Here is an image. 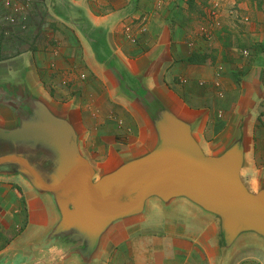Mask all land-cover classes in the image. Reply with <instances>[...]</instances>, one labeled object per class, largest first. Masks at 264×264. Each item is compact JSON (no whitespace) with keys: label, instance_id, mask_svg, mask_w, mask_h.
Here are the masks:
<instances>
[{"label":"crops","instance_id":"crops-1","mask_svg":"<svg viewBox=\"0 0 264 264\" xmlns=\"http://www.w3.org/2000/svg\"><path fill=\"white\" fill-rule=\"evenodd\" d=\"M162 1L167 4L158 13L156 3ZM165 1L37 0L42 14L51 5L48 10L57 22L68 21L72 29L42 32L62 39L56 45L45 42L41 34L34 50L22 46L0 56V126L11 127L20 114L4 106L5 100L25 105L41 101L71 124L96 181L155 145L157 137L145 110L130 98L134 95L144 104L158 99L192 123L206 155H217L241 141L240 174L256 191L264 186V0H226L234 2L235 11L262 20L252 31V24L247 31L230 30L232 48L244 42L251 48L249 56L226 52L229 47L220 38L217 55L207 48L210 43L191 37L187 3L197 0ZM10 2V14L0 13V31L12 34L27 29L33 1L6 4ZM14 9L18 16H12ZM127 25L137 31L130 33L139 36L135 43L127 38ZM82 74V81L75 79ZM81 87L89 97L93 91L105 97L90 100L88 107L79 105L71 93ZM33 161L49 179L55 162L52 148L41 146ZM53 198L20 174L0 175V264H42L47 252L53 258L64 254L59 264H82L76 254L55 246L52 229L60 214ZM153 213L155 222L149 220ZM221 235L218 217L186 198L164 203L150 197L142 213L117 221L101 235L91 264H152V259L158 264H264V239L241 234L225 247Z\"/></svg>","mask_w":264,"mask_h":264},{"label":"water","instance_id":"water-1","mask_svg":"<svg viewBox=\"0 0 264 264\" xmlns=\"http://www.w3.org/2000/svg\"><path fill=\"white\" fill-rule=\"evenodd\" d=\"M130 100L145 110L156 143L96 181V171L80 153L76 133L66 119L37 99L29 105L4 101V106L20 114L11 127L0 126V175L20 174L38 191L53 195L60 214L52 229L55 246L65 254H76L82 264H91L101 235L117 221L142 213L150 197L164 203L183 197L217 216L225 247L241 234L264 239V186L253 191L241 176L242 142L206 155L193 135L192 123L163 101L147 99L144 104L134 95ZM41 146L51 147L55 159L49 179L33 161ZM46 255L42 264H59L65 257Z\"/></svg>","mask_w":264,"mask_h":264},{"label":"rangeland","instance_id":"rangeland-1","mask_svg":"<svg viewBox=\"0 0 264 264\" xmlns=\"http://www.w3.org/2000/svg\"><path fill=\"white\" fill-rule=\"evenodd\" d=\"M6 0L3 2V0H0V10L3 14H5L6 11L10 14V9L11 6L13 7L12 2L9 4H6ZM33 1V2H32ZM37 0H30V3L32 2V6L28 9V14L29 18L26 21V26L27 29L23 31H17V33H6V29H1L0 31V56L8 53H14L18 52L19 48L22 46H29L28 48L34 50L37 47V41L41 37V34H43V38L45 39V42L48 44H58L62 39L54 37V35L49 33H42L43 31H58L60 29H72L71 26L73 25L72 23L68 21L64 22H57L56 18L54 15H52L48 8H52L51 5L48 7L46 6V11L45 13L42 14L41 10H38V6L36 5ZM165 1V0H164ZM226 0H197L196 2H191L187 3L188 4V10L186 11L188 14H190L189 18L187 19L188 23L186 21L187 28L189 32H192V38L199 37L201 40L206 41L207 43H210L211 46H207L211 50V48L216 51L217 55L219 54V42L217 41V38H220V41H222V44L224 47H229L226 49V52L230 51H239V54L242 56L244 55L242 52L244 50L248 51V55H250V47L246 46L244 42L242 43L243 45L237 46L238 49L232 48V34H230V30H234L236 28L241 29V31H247L251 24V31L254 29V26H259L260 22L262 20H258L256 17L251 18L249 15H244L239 13V11H235L234 8V2H228ZM167 2H157V11L158 13H162L166 7ZM170 5V4H169ZM175 6V5H174ZM178 7H182L184 10V6H181V3H177ZM13 12L12 16L16 15L18 13V10H11ZM42 14V16H41ZM19 14H17L18 16ZM48 15V16H47ZM9 16V15H8ZM7 16V17H8ZM136 21H139L140 19H134ZM186 20V19H184ZM145 22H142L138 27L136 28L137 31L143 26ZM60 24V26H59ZM132 24V23H131ZM135 24V22H134ZM71 25V26H70ZM128 26V25H127ZM260 27V26H259ZM130 30L128 32V40L132 43H135L138 39L139 36H133L137 35V31H134L132 25H129ZM126 31V26L124 27ZM132 32V34H130ZM140 34V32H138ZM62 36H66L64 34H61ZM42 39V38H41ZM40 39V40H41ZM95 41V40H94ZM191 42V41H190ZM193 42V41H192ZM218 42V47L217 43ZM211 47V48H210ZM258 47V46H256ZM4 48V49H3ZM8 48V49H5ZM236 51V52H237ZM212 53V51H211ZM218 69H221V65L217 66ZM71 81L69 80L68 82L72 83L73 77L70 78ZM75 79L80 80L84 79V74L80 77H76ZM74 81V80H73ZM82 81V80H80ZM63 82V81H62ZM66 84V83H65ZM81 83H79L80 85ZM98 90H100L98 87H96ZM83 87L77 88L72 91L71 94H75V100L76 103L79 105H82L84 107L91 106L93 104L92 101H100L103 99L105 96L102 95V93L98 92H89L90 97L88 96V93L86 95L85 90L83 91ZM104 94V92H103ZM73 96V95H72ZM261 113V112H260ZM264 117V115H263ZM264 123V120L262 121ZM150 221H157V215L154 213L152 214V217L149 219ZM2 237V236H1ZM0 237V240H1ZM253 246V245H250ZM254 252H257L256 250H253ZM152 264H158V261L155 259H152Z\"/></svg>","mask_w":264,"mask_h":264},{"label":"built area","instance_id":"built-area-1","mask_svg":"<svg viewBox=\"0 0 264 264\" xmlns=\"http://www.w3.org/2000/svg\"><path fill=\"white\" fill-rule=\"evenodd\" d=\"M130 30V28H129V26H126V31H129ZM244 55H248V51L247 50H244L243 52H242Z\"/></svg>","mask_w":264,"mask_h":264},{"label":"trees","instance_id":"trees-1","mask_svg":"<svg viewBox=\"0 0 264 264\" xmlns=\"http://www.w3.org/2000/svg\"><path fill=\"white\" fill-rule=\"evenodd\" d=\"M190 61L194 62V61H195V59H190Z\"/></svg>","mask_w":264,"mask_h":264}]
</instances>
